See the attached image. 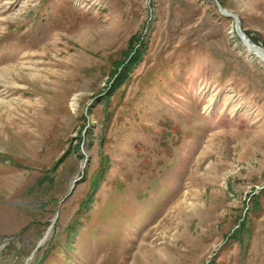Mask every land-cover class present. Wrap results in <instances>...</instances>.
I'll use <instances>...</instances> for the list:
<instances>
[{"label":"rangeland","instance_id":"1","mask_svg":"<svg viewBox=\"0 0 264 264\" xmlns=\"http://www.w3.org/2000/svg\"><path fill=\"white\" fill-rule=\"evenodd\" d=\"M248 49L215 0H0V264H264Z\"/></svg>","mask_w":264,"mask_h":264},{"label":"water","instance_id":"2","mask_svg":"<svg viewBox=\"0 0 264 264\" xmlns=\"http://www.w3.org/2000/svg\"><path fill=\"white\" fill-rule=\"evenodd\" d=\"M215 2H217V5H218L220 11L224 15L234 18V27L236 29V33L239 36L243 45L246 47V49L249 48L250 52H256L260 57H262V61H264V49H262L261 46H258L255 42H253L252 39L249 37V35L245 33V31L241 27L239 16L235 12H231V11L227 10L225 7H223V5L221 4V2L219 0H215ZM85 164H86V160L83 161V165H85ZM74 182L75 181H73V183H72L73 184L72 187H74V185H75ZM49 229H51V228H49ZM50 232L51 231L47 232V234L41 239L39 245H41L42 243H44L48 239V237L50 236Z\"/></svg>","mask_w":264,"mask_h":264},{"label":"trees","instance_id":"3","mask_svg":"<svg viewBox=\"0 0 264 264\" xmlns=\"http://www.w3.org/2000/svg\"><path fill=\"white\" fill-rule=\"evenodd\" d=\"M133 41H135V38H132V42ZM131 45H132L133 49L136 48V45H133V43H131ZM133 49H132V51H133ZM131 53L132 52H128L127 53V57ZM141 53L142 52H141V50L139 48L136 49L135 53L131 56V58L129 59V61L127 62V64L124 65L126 63V62H124L123 64H121L118 67V69L116 70V72L114 74L116 76V78H115V80L112 83L111 89L112 88H115V87H117V86H119V85H121V84L124 83L125 79L128 77L127 76L128 75V71L133 67L134 64H136L139 61V58L141 56ZM122 66H123V68L120 69V67H122Z\"/></svg>","mask_w":264,"mask_h":264},{"label":"bare ground","instance_id":"4","mask_svg":"<svg viewBox=\"0 0 264 264\" xmlns=\"http://www.w3.org/2000/svg\"><path fill=\"white\" fill-rule=\"evenodd\" d=\"M259 48V47H258ZM264 49V48H263ZM248 51H249V49H248ZM250 52V51H249ZM250 53H252V54H254V56L255 57H258V59L260 60V61H262V57H260L256 52H250ZM262 62H264V61H262Z\"/></svg>","mask_w":264,"mask_h":264}]
</instances>
